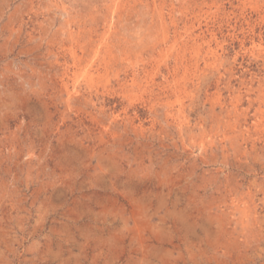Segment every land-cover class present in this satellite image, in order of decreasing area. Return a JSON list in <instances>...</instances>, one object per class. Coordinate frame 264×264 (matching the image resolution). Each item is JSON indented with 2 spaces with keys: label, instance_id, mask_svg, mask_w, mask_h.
Returning <instances> with one entry per match:
<instances>
[{
  "label": "rangeland",
  "instance_id": "obj_1",
  "mask_svg": "<svg viewBox=\"0 0 264 264\" xmlns=\"http://www.w3.org/2000/svg\"><path fill=\"white\" fill-rule=\"evenodd\" d=\"M263 9L0 0V264H264Z\"/></svg>",
  "mask_w": 264,
  "mask_h": 264
},
{
  "label": "bare ground",
  "instance_id": "obj_2",
  "mask_svg": "<svg viewBox=\"0 0 264 264\" xmlns=\"http://www.w3.org/2000/svg\"><path fill=\"white\" fill-rule=\"evenodd\" d=\"M247 1H248V0H247ZM250 1H251V0H250ZM254 2H255V1H254ZM254 2H253V3H254ZM256 2H257V1H256ZM258 2H259V1H258ZM243 3H244V2H243ZM251 6H252V5H251ZM261 7H262V6H261ZM254 10H255V9H254ZM260 10H261V9H260ZM263 10H264V9H263ZM257 11H258V8H257Z\"/></svg>",
  "mask_w": 264,
  "mask_h": 264
}]
</instances>
